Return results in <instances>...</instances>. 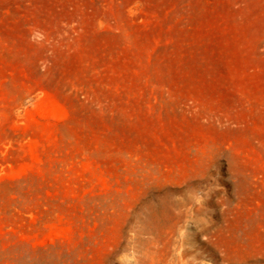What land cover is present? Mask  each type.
<instances>
[{"label": "rangeland", "instance_id": "obj_1", "mask_svg": "<svg viewBox=\"0 0 264 264\" xmlns=\"http://www.w3.org/2000/svg\"><path fill=\"white\" fill-rule=\"evenodd\" d=\"M0 264H264V0H0Z\"/></svg>", "mask_w": 264, "mask_h": 264}]
</instances>
